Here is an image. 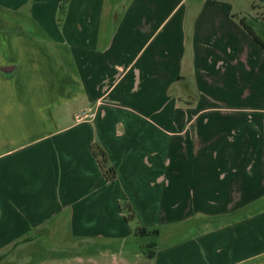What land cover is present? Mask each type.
I'll return each mask as SVG.
<instances>
[{
	"label": "crops",
	"instance_id": "crops-1",
	"mask_svg": "<svg viewBox=\"0 0 264 264\" xmlns=\"http://www.w3.org/2000/svg\"><path fill=\"white\" fill-rule=\"evenodd\" d=\"M60 4L0 0V264H264V0Z\"/></svg>",
	"mask_w": 264,
	"mask_h": 264
},
{
	"label": "trees",
	"instance_id": "trees-1",
	"mask_svg": "<svg viewBox=\"0 0 264 264\" xmlns=\"http://www.w3.org/2000/svg\"><path fill=\"white\" fill-rule=\"evenodd\" d=\"M70 0H61L60 4V17L62 18L65 15L67 4ZM246 30L249 34L255 39V41L263 48L264 50V24L259 23L257 20L250 21V23H245L242 20ZM94 155L98 160L100 168L103 172L105 179L108 182H112L116 180L117 173L116 170L110 166L107 153L100 147H93ZM128 220L133 219V214L127 218ZM141 232V231H140Z\"/></svg>",
	"mask_w": 264,
	"mask_h": 264
},
{
	"label": "rangeland",
	"instance_id": "rangeland-1",
	"mask_svg": "<svg viewBox=\"0 0 264 264\" xmlns=\"http://www.w3.org/2000/svg\"><path fill=\"white\" fill-rule=\"evenodd\" d=\"M259 13H260V14H259ZM261 13H262L261 11L256 10L254 14L257 15V16H259V15L261 16ZM258 14H259V15H258ZM260 16H259V17H260ZM260 18H261V17H260ZM5 20L7 21V19H5ZM5 20H4V21H5ZM7 22H8V21H7ZM24 23H25V22H22L21 24H18V29H19V28H25L26 25H25ZM27 25H28V24H27ZM27 28H28V27H27ZM29 28L31 29L30 26H29ZM52 247H53V245H52V244H49V249H50V251H52V249H53ZM62 247H64V248H62ZM61 248H62V249H61ZM56 249L59 250V251H65V252L68 251V249H66V247H65L64 244H60Z\"/></svg>",
	"mask_w": 264,
	"mask_h": 264
}]
</instances>
